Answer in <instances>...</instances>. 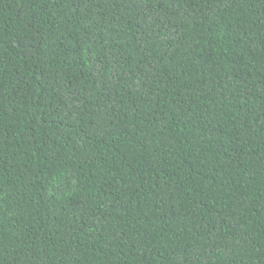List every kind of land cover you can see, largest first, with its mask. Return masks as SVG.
<instances>
[{
  "label": "trees",
  "instance_id": "1",
  "mask_svg": "<svg viewBox=\"0 0 264 264\" xmlns=\"http://www.w3.org/2000/svg\"><path fill=\"white\" fill-rule=\"evenodd\" d=\"M0 264H264V0H0Z\"/></svg>",
  "mask_w": 264,
  "mask_h": 264
}]
</instances>
